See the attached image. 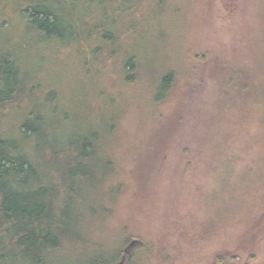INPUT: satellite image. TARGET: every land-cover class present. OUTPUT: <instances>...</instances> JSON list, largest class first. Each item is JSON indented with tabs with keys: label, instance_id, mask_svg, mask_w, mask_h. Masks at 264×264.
<instances>
[{
	"label": "trees",
	"instance_id": "1",
	"mask_svg": "<svg viewBox=\"0 0 264 264\" xmlns=\"http://www.w3.org/2000/svg\"><path fill=\"white\" fill-rule=\"evenodd\" d=\"M146 1L20 0L19 10L27 13L24 29L39 41L40 50L63 46L81 54L82 66L97 63L105 71L117 66L113 75L115 78L118 75L115 80L121 88L114 87V98L119 89L122 92L130 89L129 93L135 89L148 91L147 104L154 111L142 116L141 127L150 120L154 123L144 132V136L154 140L149 158L153 160L160 146L168 142L181 147L183 158L193 152L200 154L199 147H206L213 134L220 133L223 137L229 134L226 127L230 109L222 106L218 113H213L200 104L208 99L206 85H201L203 73L216 78L215 88L211 87L216 102L221 96L243 100L249 95L258 100L264 94L258 82L259 68L264 66V48H260L262 55L255 53L253 66H233L223 56L221 66H195V61L201 63L207 57H198L195 52L183 59L189 64L183 66L187 67L185 71L179 66L162 70L144 66L139 63L140 51H128L126 46L135 36H147V29L141 25L142 21L145 23V13L136 18L138 8ZM151 1L157 4L162 0ZM3 53H0V264H111L121 257L122 247L131 238L141 239L143 244H137V252L125 256L124 263L144 264L152 249L145 236L129 234L122 228L119 233H127L123 242L110 246L100 233L101 229H108L123 188L122 182L109 179L118 173L116 159L108 151L118 144L120 136L114 120L118 116L116 104L105 100L110 108L96 110L98 117H93L86 103L88 115H79L75 111L82 102L76 95L77 88L73 92L75 101L72 99L69 105L64 96L44 98L50 88L42 89L45 86L41 82L32 81L34 75L28 72L29 66L28 69L22 66L21 58ZM109 90L101 88L98 91L101 97L96 93L98 99ZM175 97L176 112L158 111L157 105L167 106ZM237 111L241 113L240 108ZM72 112L83 117L82 120ZM140 141L147 151L146 138ZM209 150L212 153L206 156L211 161L219 152L214 154L213 147ZM222 162L218 160L220 164L230 163ZM150 169L158 175L155 165ZM137 170L131 177L137 180L139 193L145 194L149 189L145 178L150 173L141 175ZM220 261L223 258L217 263Z\"/></svg>",
	"mask_w": 264,
	"mask_h": 264
},
{
	"label": "rangeland",
	"instance_id": "2",
	"mask_svg": "<svg viewBox=\"0 0 264 264\" xmlns=\"http://www.w3.org/2000/svg\"><path fill=\"white\" fill-rule=\"evenodd\" d=\"M151 3L146 1L136 12L137 19L145 13V23L142 21L141 25L147 29V36H135L126 46L128 51H140L139 63L144 66L159 70L179 66L185 71L187 67L183 66L189 64L183 59L189 53L192 57L193 52L198 57L207 55L203 62L195 61V66H221L222 56L233 66H253L255 53L262 55L264 0ZM19 9L20 0H0V53L18 56L23 67L29 66L28 72L34 75L32 81L41 82L45 86L42 89L50 88L44 98L64 96L69 105L72 99L75 101L73 92L77 88L76 95L83 105L75 111L79 115L87 114L86 103L93 117H98L96 110L110 108L105 100L118 108L114 120L120 136L118 144L108 149L116 159L118 173L109 179L122 182L123 188L108 229L100 230L108 245L123 242L127 235L119 233L123 228L129 234L145 236L152 244L144 264H264V94L258 100L249 95L243 100L221 96L216 102L211 93L216 78L204 72L201 85H206L208 99L200 104L213 113H218L222 106H230L226 127L229 134H213L206 147H199L200 154L193 152L184 158L181 147L168 142L160 146L152 160L149 154L154 140L144 135L154 123L150 120L141 127L142 116L154 111L147 104L148 91L135 89L129 93L130 89H119L114 98V87L121 88L116 83L118 75H113L117 66H111V71L97 63L82 66L81 54L63 46L40 50L39 41L24 29L27 13ZM78 9L81 10L79 6ZM260 68L258 82L264 88V68ZM108 87L111 90L104 91L98 99V91ZM176 102L175 97L167 106L162 103L156 108L163 114L167 109L176 112ZM72 113L82 120L83 117ZM143 138L147 151L139 143ZM212 147L214 154L219 153L210 161L206 155L212 153ZM218 160L230 163L224 165ZM152 165L158 175L153 174ZM138 168L141 175L150 173L145 178L149 187L145 194L139 193L137 180L131 177ZM132 240L142 243L138 238ZM129 242L122 247L121 257L136 251L135 246L127 248ZM220 258L224 261L217 263Z\"/></svg>",
	"mask_w": 264,
	"mask_h": 264
},
{
	"label": "water",
	"instance_id": "3",
	"mask_svg": "<svg viewBox=\"0 0 264 264\" xmlns=\"http://www.w3.org/2000/svg\"><path fill=\"white\" fill-rule=\"evenodd\" d=\"M137 244H139V241H137V240H136V241H135V240H132V241L129 242L127 248H132V247L136 246ZM125 250H126V249H125ZM125 250H124V251H125ZM124 260H125V255L122 256L121 259H120V261H118L116 264H123Z\"/></svg>",
	"mask_w": 264,
	"mask_h": 264
}]
</instances>
